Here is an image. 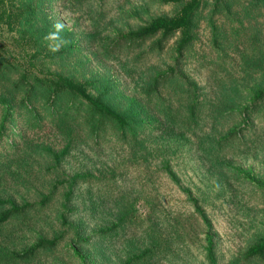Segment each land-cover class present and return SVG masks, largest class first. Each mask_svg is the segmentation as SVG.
<instances>
[{"label":"trees","instance_id":"trees-1","mask_svg":"<svg viewBox=\"0 0 264 264\" xmlns=\"http://www.w3.org/2000/svg\"><path fill=\"white\" fill-rule=\"evenodd\" d=\"M156 1L173 5L172 12L152 14L148 2H140L126 11L128 16L136 19L133 26L114 36H101L99 18L103 12L100 10L91 21L93 29L87 33L86 39L89 43L100 42L104 55L120 64L128 75H133V71L143 67V59L128 54L131 60L126 56L121 61L118 52L122 49L126 52L135 50L148 40V50L158 52L166 40L177 35L175 60L178 61L196 41L202 19L210 29V45L217 52L211 58L213 66L208 75L217 89L213 92L215 97L202 101L192 95L197 90L195 82L185 85L181 81L176 84L173 67L158 69L149 75L140 73L138 93L141 90V96L126 95L118 90L114 78L95 73L85 75L81 73V67L79 71L72 63L73 58H78L79 51L71 29L66 27L63 33L70 40L67 47L54 55L47 51L43 36L51 30L53 21L46 10L45 0H0V32L11 34L10 39L15 45L14 49L9 50L0 46V133L19 116L26 128L47 125L49 129H54L56 138L61 136L63 139L59 148L46 141H29L22 156L14 143V156L0 157V185L6 175L18 171L21 164L27 163L33 153L41 157V161H38L43 164V171L56 173L54 180L48 182L51 187L49 193L41 192L38 201L17 204L10 197H0V264H33L41 256L55 250L62 237L57 231L47 236L40 228L42 231L37 232V238L25 244L22 240L26 235L17 240L16 232L33 230L35 227L31 226L43 220L39 214L48 208L54 191L66 190V199L70 196L74 198V188L79 180L85 182L93 179L85 186L89 193H93L91 185H97L100 201H94V195L89 193L82 200L91 212L100 203L113 201L115 219L109 226L100 229L101 240L112 239L119 232H124L126 225H137L142 221L133 209V200H127L123 194L114 195L117 187L115 181L86 171L70 175L66 170H61L63 161L68 160L72 149H79L86 142L76 136L79 130L87 133L84 136L86 140L98 145L110 142V138L123 140L122 148L128 151L127 158L140 163L138 165L143 171L150 167V163L145 162L149 154L147 142L155 132L195 133V130L201 131L207 125L206 129L211 131L206 135L211 136L201 138V147L197 148V152L201 155L200 159L212 167L223 164L225 158L239 148L237 144L245 129L241 128V123L246 126V122L264 105V31L260 27L264 19V0ZM203 57L205 55L201 54L200 58ZM226 57L232 60L238 58L239 75L227 66ZM129 62L133 63L132 68ZM167 82L174 86L164 96L161 89L165 88ZM219 125L226 126L227 130L219 133ZM213 129L218 137L212 132ZM22 138L26 142L24 135ZM234 169L238 174L242 171L240 168ZM243 173L247 178L244 180L260 190L264 198V178ZM187 193H190L189 190ZM189 199L194 209L201 212L206 220L204 207L197 203L198 199ZM119 205L122 206L116 207ZM148 216V220L141 222L145 226L141 228L139 238L127 235L124 244L119 237L114 242L125 257L122 264H143L150 257L160 255L164 249L161 243L179 236L178 221L168 218L163 212L159 216ZM165 225L169 231H166ZM255 228L244 250L228 264L264 262V214ZM202 250L204 264H221L216 258L212 234H206Z\"/></svg>","mask_w":264,"mask_h":264},{"label":"rangeland","instance_id":"rangeland-1","mask_svg":"<svg viewBox=\"0 0 264 264\" xmlns=\"http://www.w3.org/2000/svg\"><path fill=\"white\" fill-rule=\"evenodd\" d=\"M45 2L51 20L53 22L58 19L64 20L66 27L73 31L79 54L76 60L72 59V63L79 71L82 69L81 73L110 76L115 79L120 92L140 97L142 94L141 90L138 93L140 73L149 75L155 70H168L173 67L176 84L181 81H184L185 85L195 82L197 90L192 95H196L202 101L215 97L213 92L217 89L208 75L209 69L213 66L211 58H214L217 52L210 45V29L202 19L199 22L196 41L189 52L178 61L175 60L177 35L166 40L158 52L148 50L149 40L135 50L126 52L122 49L118 52L121 61L125 60L126 56L130 59L134 55L143 59L141 65L143 67L133 71V75H128L120 64L104 55L100 42L89 43L86 39L87 33L93 29L91 21L102 10L103 16L99 18L100 35L114 36L136 23V19L126 13L134 5L148 2L152 14L171 13L173 5L161 4L156 0H45ZM263 23L264 19L260 25L264 31ZM10 36L11 34L0 32V46L5 50L14 49L15 45ZM142 53H144L142 56H138ZM201 54L205 57L200 58ZM226 60L230 70L239 75L238 58L232 60L226 57ZM128 64L131 67L133 63ZM173 86L174 84L167 82L165 88L161 89V94L166 96ZM186 93L189 94L188 90ZM206 127L207 125L201 131L195 130V133H153L152 139L147 142L149 154L145 157V162L150 163V167L144 171L138 165L140 163L127 158L128 151L122 148L123 140L110 138V142H101L98 145L89 139L86 140L84 136L87 133L79 130L76 136L86 142L80 145L79 149L76 147L72 149L68 160L65 163L63 161L61 170H66L70 175L86 171L95 176L110 178L111 182L115 181L117 187L114 195L123 194L127 200H133V209L142 221L148 220L149 214L159 216L163 212L168 218L179 222L177 227L179 236L161 243L165 251L161 250L159 256H152L143 264H204L205 255L202 248L206 243L207 233L212 234L215 241L217 260L221 264H228L244 250L264 214V198L261 191L253 188L242 175L243 172H247L264 178V105H261L258 113L246 122V126L245 123H241V128L245 129L241 141L237 144L239 148L237 147L233 155H228L220 166L212 167L211 164L203 162L197 152V148L201 147V138L208 139V136H211L206 135L211 131ZM217 127L219 133L227 130L226 126ZM53 131L54 129H49L47 125L41 128H26L23 119L16 116L14 123L0 133V157L12 158L14 143L16 150L21 151V156L24 155L29 141H46L59 148L63 144V139L61 136L56 138ZM22 135L26 142H23ZM214 135L219 136L215 133ZM38 160L41 161V157L33 153L27 163L21 164L22 167L18 171L6 175L0 185V197H10L17 204H23L26 201H38L41 192L49 193L51 187L48 182L55 178L56 173L43 171V164ZM164 160L168 164H165ZM234 167L242 171L238 174ZM91 180L93 179L85 182L79 180L72 199L71 196L66 199V190L54 191L48 208L39 214L43 216V220L31 226L35 227L33 230L16 232L17 240H20L23 234L26 235L22 240L23 244L34 241L39 235L37 232L42 230L47 236H52L54 231L61 233L62 237L55 250L51 254L41 256L40 260L33 264H122L125 257L114 242L117 237L122 242L127 235L139 238L142 235L141 228L145 224L140 220L137 225H126V230L119 232L116 237L101 240L99 231L109 226L115 219V209L113 201L100 203L95 206L93 212L86 207L82 200L89 196L86 194L89 192H86L85 186ZM91 189L93 193L89 194L94 195L92 196L94 201H100L97 185L92 184ZM185 189L190 193L188 194ZM189 197L197 198V203L204 207L206 220L201 212L194 209ZM120 206L122 205L116 207ZM166 231H169L167 227ZM164 238L163 231L162 239Z\"/></svg>","mask_w":264,"mask_h":264},{"label":"clouds","instance_id":"clouds-1","mask_svg":"<svg viewBox=\"0 0 264 264\" xmlns=\"http://www.w3.org/2000/svg\"><path fill=\"white\" fill-rule=\"evenodd\" d=\"M66 28V21L55 20L51 25V30L45 33L43 40L46 42L47 51L51 54L60 53L68 46L70 40L63 34Z\"/></svg>","mask_w":264,"mask_h":264}]
</instances>
